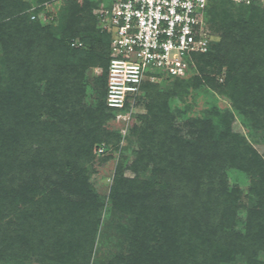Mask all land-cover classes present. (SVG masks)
Instances as JSON below:
<instances>
[{"label": "trees", "instance_id": "16d2710c", "mask_svg": "<svg viewBox=\"0 0 264 264\" xmlns=\"http://www.w3.org/2000/svg\"><path fill=\"white\" fill-rule=\"evenodd\" d=\"M51 1L0 0V264H91L106 205L127 219L126 250L107 264H264V4L208 2L207 51L183 76L142 82L145 112L122 148L106 124L129 103L106 104L110 34L93 14L110 0H63L43 21ZM200 87L229 106H172ZM113 150L124 152L106 201L91 165Z\"/></svg>", "mask_w": 264, "mask_h": 264}, {"label": "built area", "instance_id": "2783aa9c", "mask_svg": "<svg viewBox=\"0 0 264 264\" xmlns=\"http://www.w3.org/2000/svg\"><path fill=\"white\" fill-rule=\"evenodd\" d=\"M210 0H110L93 10L98 25L110 34L106 104L131 113L144 80L156 73L183 76L192 54L205 52L210 31L205 10ZM264 4V0H230ZM32 15L31 18H34ZM52 18L43 17V20ZM78 47L82 42L71 39ZM103 154V146L96 148Z\"/></svg>", "mask_w": 264, "mask_h": 264}, {"label": "rangeland", "instance_id": "374dc122", "mask_svg": "<svg viewBox=\"0 0 264 264\" xmlns=\"http://www.w3.org/2000/svg\"><path fill=\"white\" fill-rule=\"evenodd\" d=\"M63 5V0H53V2H48L44 5V9L38 14V17L43 20V17H55ZM44 21V20H43ZM100 71V68H93L88 72L89 87L87 90L86 102H92L94 99V93H92V77ZM220 79V78H219ZM163 81V80H162ZM161 81V82H162ZM218 105L220 108H225L229 106V101L211 92L206 87H200L197 90H192L189 95L183 98V101H172V106H178L184 111L185 116H202L205 109H208L211 105ZM188 105V106H187ZM187 106V107H186ZM143 104L135 105L131 113H122L120 115H115L110 121L107 122L106 127L109 130H118L122 134V139L119 143V147L124 148L128 145L127 140L123 137L128 134L129 128L133 126L138 121V114H142L145 111ZM234 129L246 133V129L243 128L238 121L234 122ZM255 147L262 151V144H254ZM134 147H136L134 145ZM124 152V151H123ZM121 150L110 151V158L101 162L97 159L91 165L93 167V172L91 173V181L93 182L96 190L106 199L109 192V187L111 186L114 170L116 168L117 162L122 156ZM127 156H131L129 152L125 153ZM126 174H130L126 171ZM228 180L230 183H235L240 186L244 191L248 187L249 179L248 177L236 169H229ZM126 217L119 214L110 213L109 205L103 212V227L96 241V250L93 255L91 264H107L115 255L125 252L126 244L124 237L121 234L120 228L121 223H126ZM106 225V226H105ZM26 264H41L36 261H30Z\"/></svg>", "mask_w": 264, "mask_h": 264}]
</instances>
